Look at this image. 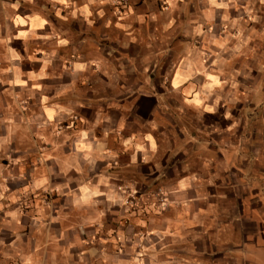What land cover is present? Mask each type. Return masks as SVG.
<instances>
[{
	"label": "crops",
	"instance_id": "obj_1",
	"mask_svg": "<svg viewBox=\"0 0 264 264\" xmlns=\"http://www.w3.org/2000/svg\"><path fill=\"white\" fill-rule=\"evenodd\" d=\"M0 264H264V0H0Z\"/></svg>",
	"mask_w": 264,
	"mask_h": 264
},
{
	"label": "clouds",
	"instance_id": "obj_2",
	"mask_svg": "<svg viewBox=\"0 0 264 264\" xmlns=\"http://www.w3.org/2000/svg\"><path fill=\"white\" fill-rule=\"evenodd\" d=\"M57 2L58 3H67V0H57ZM96 2V0H89V3H95ZM210 2L211 3H213V4H215V0H210ZM217 6H220V7H226V5H217ZM84 11V13H85V19H87V16L88 15H90V13H88V11H87V7H85V9L83 10ZM61 43L62 44H66L67 43V41H61ZM16 59H19V57H15ZM76 68H78V69H83L84 68V65H76L75 66ZM174 86L175 87H179V82H176L175 84H174ZM205 87L206 88H210L211 86L210 85H205ZM88 157H87V155L85 156V159H87ZM133 162H135L136 161V157L135 156H133ZM145 163H147L148 161L147 160H145L144 161Z\"/></svg>",
	"mask_w": 264,
	"mask_h": 264
},
{
	"label": "built area",
	"instance_id": "obj_3",
	"mask_svg": "<svg viewBox=\"0 0 264 264\" xmlns=\"http://www.w3.org/2000/svg\"><path fill=\"white\" fill-rule=\"evenodd\" d=\"M159 194H161V193H159ZM160 196V195H159Z\"/></svg>",
	"mask_w": 264,
	"mask_h": 264
}]
</instances>
